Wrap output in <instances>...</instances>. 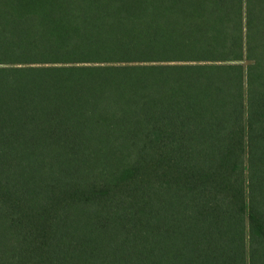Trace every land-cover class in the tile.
I'll use <instances>...</instances> for the list:
<instances>
[{"label": "trees", "instance_id": "trees-1", "mask_svg": "<svg viewBox=\"0 0 264 264\" xmlns=\"http://www.w3.org/2000/svg\"><path fill=\"white\" fill-rule=\"evenodd\" d=\"M0 264H264V0H0Z\"/></svg>", "mask_w": 264, "mask_h": 264}]
</instances>
